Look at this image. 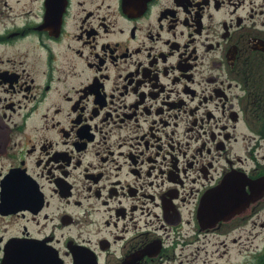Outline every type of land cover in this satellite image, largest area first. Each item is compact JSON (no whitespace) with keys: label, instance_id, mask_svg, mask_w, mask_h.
<instances>
[{"label":"flooded vegetation","instance_id":"1","mask_svg":"<svg viewBox=\"0 0 264 264\" xmlns=\"http://www.w3.org/2000/svg\"><path fill=\"white\" fill-rule=\"evenodd\" d=\"M239 243L264 264V0H0V264Z\"/></svg>","mask_w":264,"mask_h":264},{"label":"rangeland","instance_id":"2","mask_svg":"<svg viewBox=\"0 0 264 264\" xmlns=\"http://www.w3.org/2000/svg\"><path fill=\"white\" fill-rule=\"evenodd\" d=\"M239 244H240V247H239L240 254L238 256L235 255V259L237 257V264H245L249 256V252L247 250L249 248V243H239ZM236 251H237V248H234L233 250H230L228 254L232 255ZM211 264H215V263H211Z\"/></svg>","mask_w":264,"mask_h":264}]
</instances>
